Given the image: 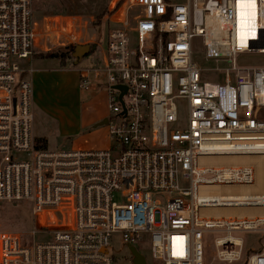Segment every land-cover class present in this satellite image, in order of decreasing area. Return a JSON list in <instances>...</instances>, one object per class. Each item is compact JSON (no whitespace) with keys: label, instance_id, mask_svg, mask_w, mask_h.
<instances>
[{"label":"built area","instance_id":"obj_1","mask_svg":"<svg viewBox=\"0 0 264 264\" xmlns=\"http://www.w3.org/2000/svg\"><path fill=\"white\" fill-rule=\"evenodd\" d=\"M109 8L119 19L102 64L82 72L80 87L107 86L113 147L49 151L33 136V70L24 67L38 39L32 0H0V202L29 203L35 222L29 242L0 229V264H114V235L147 247L151 264H207L213 234L221 235L213 240L219 262L264 264V243L247 247L237 236L264 242L256 165L202 162L264 158V66L237 60L264 55V0H110ZM197 37L208 58L229 64L222 83L201 82ZM14 151L29 160L15 162Z\"/></svg>","mask_w":264,"mask_h":264},{"label":"rangeland","instance_id":"obj_2","mask_svg":"<svg viewBox=\"0 0 264 264\" xmlns=\"http://www.w3.org/2000/svg\"><path fill=\"white\" fill-rule=\"evenodd\" d=\"M59 1V2H58ZM110 0H32L33 22L37 21L36 16L44 11L55 10L59 3L62 9L79 15L83 21L84 39L80 43L92 40L89 45H98L95 52L84 57L79 64V70L89 69L96 66L100 55L106 53L107 34L109 30L116 26L115 19H119V12L115 9L110 11ZM174 3L183 4L187 0H171ZM65 6V7H63ZM114 19V20H113ZM86 44H79L84 46ZM238 62L250 68L264 66V55L259 53H244L237 57ZM192 61L201 69V82L222 83L224 81L225 69L229 64L222 59L208 58L203 39L197 37L192 41ZM84 70V69H83ZM71 94L59 97L60 108L59 118L64 125L67 134H62L59 128L46 121L33 108L35 121L33 125L34 136L39 140V147L49 151H75V150H108L113 147V142L109 138L106 124L96 119L97 114H103L105 118L110 117L108 108L109 96L108 88L105 84H93L90 90L72 87ZM96 91V97H92V92ZM180 123L176 128L183 129L187 124V105L181 100L177 102ZM264 120V110L261 114ZM81 124H80V123ZM11 157L15 162L29 160L27 153L12 152ZM256 165V164H255ZM257 168V166H256ZM258 170V168H257ZM259 179V178H258ZM259 182L262 180L259 179ZM158 199L164 200L163 195H156ZM35 227L31 206L26 202H0V229L18 234L24 241H31L30 234ZM220 234H213L205 238V255L207 264H227L217 260V250L213 246V240L220 237ZM243 238L247 247L259 248L261 243L259 234L237 235ZM49 237L43 234L36 236V241L45 242ZM151 264L150 253L147 247L135 246ZM110 254L114 258V264H134V257L131 247L125 245L121 235H114L109 248Z\"/></svg>","mask_w":264,"mask_h":264},{"label":"crops","instance_id":"obj_3","mask_svg":"<svg viewBox=\"0 0 264 264\" xmlns=\"http://www.w3.org/2000/svg\"><path fill=\"white\" fill-rule=\"evenodd\" d=\"M36 18L38 20L34 21V24L38 39L35 42L34 57L31 64L24 63V67L28 68L30 66L33 70L30 75L33 85V108L46 121L55 124L62 134L68 135L64 131L65 127L61 123L58 114V109L60 108L59 97L70 95L72 87L81 89L80 80L82 72L86 69L82 68L79 70V64L83 59L78 65H75L74 59L63 63L60 59L48 58L45 54L79 46V44L89 45L97 36L94 33L91 37L92 40L84 43L75 44L71 41L68 37L71 32H75L84 39L83 21L79 15H74L65 11L64 8L62 9L61 3L55 10L41 12ZM104 57L105 53L99 56L95 67L102 64ZM92 97H96V91L92 92ZM33 116L35 121L34 111ZM95 118L102 121L103 124L107 122V118L103 114H97ZM34 139L36 143L39 141L35 136Z\"/></svg>","mask_w":264,"mask_h":264},{"label":"bare ground","instance_id":"obj_4","mask_svg":"<svg viewBox=\"0 0 264 264\" xmlns=\"http://www.w3.org/2000/svg\"><path fill=\"white\" fill-rule=\"evenodd\" d=\"M262 156H219L214 158H204L202 162L209 161L217 166H222L225 164L228 165H235V166H242V165H251L256 164L257 170V177L263 181L264 179V162ZM248 188H242L240 193L247 195L249 191Z\"/></svg>","mask_w":264,"mask_h":264},{"label":"water","instance_id":"obj_5","mask_svg":"<svg viewBox=\"0 0 264 264\" xmlns=\"http://www.w3.org/2000/svg\"><path fill=\"white\" fill-rule=\"evenodd\" d=\"M96 50L97 45L75 46L72 54L74 64L78 65L84 57L88 56L92 52H95ZM36 225L38 229L41 228L40 219H37ZM131 249L133 252L134 264H146L145 258L135 248L131 247Z\"/></svg>","mask_w":264,"mask_h":264},{"label":"trees","instance_id":"obj_6","mask_svg":"<svg viewBox=\"0 0 264 264\" xmlns=\"http://www.w3.org/2000/svg\"><path fill=\"white\" fill-rule=\"evenodd\" d=\"M74 47L72 48H66L64 50H60L57 52H49L46 53L45 56L48 58H58L60 59L63 63H65L67 60H71L72 54H73ZM39 143V141H38Z\"/></svg>","mask_w":264,"mask_h":264}]
</instances>
